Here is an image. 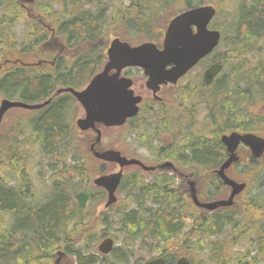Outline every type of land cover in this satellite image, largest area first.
Segmentation results:
<instances>
[{"label": "trees", "instance_id": "16d2710c", "mask_svg": "<svg viewBox=\"0 0 264 264\" xmlns=\"http://www.w3.org/2000/svg\"><path fill=\"white\" fill-rule=\"evenodd\" d=\"M196 1L135 0L132 6V19L128 18L127 23L134 31L150 30L156 26L161 12L165 11L171 15L193 5ZM21 2L22 0H0V46L4 42V46L0 48L1 62L3 59L7 62L8 58H12L11 51L16 48L18 42L11 28L25 15ZM36 2L38 12L45 17L43 21L48 23L56 34L65 37L67 51L73 54L62 56L65 61L58 62L54 71L50 73L34 70L32 67L20 69L16 68V65L6 64L0 76V95L9 99L36 102L52 96L57 85L82 86L94 74L96 66L103 61L101 49L105 43H100L99 40L105 41L104 36H106L105 9L102 8L103 6L95 11L82 8L85 3H97L98 0H36ZM251 9L253 11H245L246 13L243 12L242 15L234 18L238 20L236 26L234 23L232 26L235 31L232 37L235 46L243 39L250 40L264 33V9L259 12L257 8ZM1 29H4V41H2ZM29 32L36 36L28 39L27 51L32 52L40 41L49 35V31L40 25H31ZM258 40L260 38L254 43L251 42L245 49L240 47L237 54L230 53L229 58L225 59V68L232 59L246 56ZM83 44L92 45V48ZM99 49L100 53L97 54ZM75 50L79 53L76 54ZM248 60L244 58L237 65L245 66ZM239 71L235 66L233 67V72ZM224 88L226 89L227 86L225 85ZM244 91H247L244 95L247 102L251 91ZM253 91L255 100L257 93L262 89ZM231 95L226 101L228 104L234 96L233 93ZM69 110H71L70 102L60 95L54 97L47 107L33 112L30 117H15L14 123L7 130L2 129L0 133V264H12L16 259L22 262L23 258L27 257L29 260L26 264H40L37 262L43 260L39 259L41 255L45 256V261L41 264H54L55 253L60 249L74 257L75 264H130L137 240L141 239L142 244L150 245L148 241L152 240L151 237H156L155 235L159 236L156 237L158 243L165 242V247L160 249L153 247L152 250L162 249L161 256L167 257L168 264H174L181 255L193 259L203 254L206 251L205 239L210 234L223 232L229 226L234 228L250 226L257 216L262 223L264 222V214L260 215L264 208V203L260 204V200L264 199V196L258 193L251 194L248 188L245 191L247 204L240 219L235 217L238 209L236 207L224 213L216 211L209 217L196 213L190 215L188 212H192L195 206L189 199L181 202L182 207H185L183 215L175 212L174 206H170L167 202L159 203L157 209L150 207L148 212L142 206H140L141 211H138V208L127 210L133 200L126 206H117L114 215L110 209L99 217H85V210L77 205L74 193L82 188L80 183L83 180L88 179L90 182L91 176L88 174L87 165L92 156L85 150L83 144L80 148L78 143L80 137L71 126ZM81 140L87 142V137ZM218 145L217 141L204 140L198 144L197 150L192 153L188 150L187 155H183V160H187L192 154L200 163H213L223 151ZM35 147L41 149L44 154L59 153L62 158L58 162L62 163V172L66 173V175H58L59 182L55 190L52 194H47L43 201L32 196L36 194L30 174L33 161L32 149ZM184 149L182 147L183 152H186L187 150ZM53 160H57L56 157ZM142 173L140 170L138 173L127 174L121 187L126 189L140 182L143 178ZM262 177L263 184L264 175ZM166 180L168 178L164 175L157 176L156 185L144 187L142 194L149 196L155 189H160V185ZM216 191L214 195L217 194ZM181 196L184 197L185 194ZM104 197L103 190L92 192L91 202ZM73 206H76L74 211H72ZM73 218L77 219L79 226L70 222L68 232L65 231L67 222ZM117 219L120 226L117 230L120 233L113 234L110 232L113 228L111 224H115ZM252 226L249 231L254 230L258 224L255 225L254 222ZM102 227L104 229L100 232ZM64 233L68 235V239H58L64 237ZM106 236L115 237L121 245L116 246L110 255L103 256L96 251L95 245ZM210 244L211 242L208 245ZM225 247L226 244H223L217 249V254L213 252L208 262L216 260L215 264H221L217 263V259L227 257ZM31 252L37 253V261L28 255ZM256 257L260 258V256ZM140 259H137L135 264H140ZM260 259L264 260L262 256ZM245 264L258 263L255 262V257H251Z\"/></svg>", "mask_w": 264, "mask_h": 264}, {"label": "flooded vegetation", "instance_id": "af4514ba", "mask_svg": "<svg viewBox=\"0 0 264 264\" xmlns=\"http://www.w3.org/2000/svg\"><path fill=\"white\" fill-rule=\"evenodd\" d=\"M108 1L109 4L112 2V0ZM132 1L133 0H129V3H126L124 0H120L122 3V8L124 9L116 10L115 12L116 16L118 17L117 23L121 21L122 26L127 24L126 19L131 17L133 14ZM244 1L250 6H252L255 1L260 2V4L261 2H264V0ZM228 5H233L234 9V11L229 16L230 18L234 19L235 16L243 14V9L238 1H229ZM23 6L25 7L26 5L24 4ZM40 21L41 20L38 18L33 20L35 24L39 23ZM167 25L165 23L159 24L158 27H154L152 30L140 31L137 42L132 44V46L147 41H153L157 43L159 47H162V44L158 43L156 38H162L163 42ZM122 26H120V28L114 32V37L120 38L123 41H128L127 37L131 30H129V26H127L125 29ZM49 44L51 47H47L46 50L40 51L43 56H36L35 59L29 60L31 65L35 64L32 65L34 70L44 67L49 69L58 62L60 63L64 61L61 58V55L68 53V51H65L67 47L66 44L60 40H56L53 43L49 42ZM104 52L105 51L102 50V53ZM231 53L235 54L236 52L232 51ZM20 61L18 62V65H16V68H26L20 65ZM216 62H221L224 64L225 60L222 58L215 59L212 55H209L201 60L197 65L192 67L183 77L179 79L178 82H161L158 85V90L156 91L148 86L147 81L149 76L143 67L129 66L122 70L121 75L129 77L132 80V86L130 88L133 93L131 95V99L133 100L135 97H140L141 99L140 103L138 104L139 108L137 114L127 118L126 122L121 125L105 127L102 124H97V127H101L102 129V138L99 143L95 144V148L97 150H104L108 148L119 150L122 152V154L128 157L138 158L143 161L145 159H142L141 155L130 151V146L135 142V144L138 146V149L143 151L146 155L147 160L144 162L156 167L155 170L150 171H144L140 166L135 165L124 168L125 173L128 171L138 173L140 170L143 172L142 180L127 188V197L129 200L133 201L137 199L136 201L140 202L152 201L153 203H156L154 204L156 207H159V203L161 202H167V204L170 206H174V210L177 212L178 209L182 208L181 202L183 200H191L190 188L188 185L190 180L195 182L196 190L200 200L208 201L213 199L209 196L213 193V191L216 190V193L219 194L217 197L222 198L229 195L231 189L224 183L222 185V181L220 180L219 176L214 172L218 171L223 166L229 156L227 145L222 141V136L228 135L232 132L254 133L255 131L249 130H256L260 125H264V120L261 119L264 118L262 113L255 115L253 110L251 111V109H249L255 97V92L253 90L261 89L263 80L262 74L258 72L256 73L255 70H251L247 79L251 77L252 79L247 81L246 85L243 84L244 82H240L237 83L236 88H232L231 91L225 92V76L222 77L220 74H218L212 83L208 84L203 82L205 70L211 64ZM171 67L172 64L167 66V69H170ZM198 67L201 68V72L196 75L194 85L190 84V87L186 88L185 91L183 90L184 92L181 93L180 84L182 79L189 76L192 71ZM236 68L240 71H244L245 66L238 65ZM4 69L5 68L0 66V76ZM111 73H114V71H111ZM245 77L246 75L244 73L243 78L245 79ZM220 86L223 87L220 88ZM244 90H248V92L251 91V95L247 98V102L244 98V95L247 93V91L245 92ZM232 93L234 96L231 102L228 104L226 101L230 96H232ZM193 94H198L201 101L207 105V107H205L207 109V118L209 120V131L206 133V135L197 136L190 140V137H193V135L196 133L186 134L188 127H181L179 118L175 119L173 122L171 120V116L173 114L177 115V113H182L183 111L184 114L195 111V107H192L191 110L185 107V101H188L189 96ZM221 95L225 96L220 98ZM68 98L71 97L68 96ZM75 105L78 108L81 107V105L78 103H75ZM260 110L264 112V104L261 105ZM78 115H76V117ZM247 124L248 126L246 127ZM109 130H115L117 132V136L112 144H105V133ZM89 132L91 138L88 142V148L95 140L92 131ZM261 132L264 134V128L261 130ZM204 140L217 141L219 144L218 146L223 150L215 162L209 164L200 163L194 159L192 154L187 157V160H183V155L186 156L188 150H191L190 153L197 150V148H199L198 144ZM182 147L185 148L184 151H187L183 152ZM192 147L193 149H191ZM236 152L239 156V161L233 164L229 170H227V174L230 177L240 181L237 169L241 165L245 166V164H247L249 166H256L260 169L258 161H255V158L250 153L249 147L244 143H239ZM97 163L100 164V161L98 160ZM159 166H162V168ZM116 167V163H106L105 169L114 170ZM188 170H190V172H187ZM159 175L166 176L168 180L164 181L163 185H160V189H155V191H153L149 196L143 195V188H146L149 185L155 186V178ZM200 179L204 180L202 185L199 184ZM260 179L261 177L257 179V182H259ZM262 181L263 180H261V183ZM252 183L253 181L249 180L247 185L248 189ZM203 186L210 188L208 191V196H204L201 193ZM182 194H185L186 197H182ZM234 207L236 206L231 208ZM231 208L219 207L210 211L197 210L205 213L207 215L206 217H209L216 211L224 213L226 210ZM254 238L255 242L264 245V235L262 237L258 236V227L256 228V234ZM165 258L167 259V257ZM262 258L264 259L263 256Z\"/></svg>", "mask_w": 264, "mask_h": 264}, {"label": "water", "instance_id": "95a60500", "mask_svg": "<svg viewBox=\"0 0 264 264\" xmlns=\"http://www.w3.org/2000/svg\"><path fill=\"white\" fill-rule=\"evenodd\" d=\"M216 14V8L212 5H203L195 8H189L176 15L169 23L166 30L164 49L159 50L153 43H143L132 47L128 43H123L119 39L112 41L108 50L109 61L104 70L96 74L89 85L81 91L73 88L61 89L71 91L77 99L84 105L87 114L86 117L78 119V126L82 130L95 127L96 122H103L108 126L123 124L128 116L137 113V103L140 98L131 99V92L128 87L131 80L120 78L121 70L126 66L138 65L145 68L149 75L148 86L155 91L161 82H176L189 69L196 65L203 57L208 55L219 44L221 33L219 30L208 28V24ZM196 27V32L194 31ZM173 64L171 69H167L169 64ZM117 72L110 74L111 70ZM222 70V64L214 63L204 73V80L210 84L217 74ZM49 103V100L42 104H29L21 101H12L3 99L0 104V123L5 113L13 107H22L28 109H38ZM98 131L96 142L101 139V132ZM222 141L227 145L230 157L218 171L222 180L231 187V193L228 198L200 202L198 200L195 183L191 182L192 199L199 207L206 210H214L219 207H229L234 205L235 197L245 188V182H237L229 178L225 169L234 161L238 160L235 153L239 143L243 141L247 144L255 157H261L264 153V137L253 133L240 134L232 132L229 135H223ZM95 157L119 164L121 170L109 174H103L94 178V184L102 186L108 191V201L105 207H109L117 201L115 195L116 189L122 178V168L126 165H139L145 170L153 169L144 165L140 160L128 159L121 152L116 150L98 151L92 146ZM79 205L84 208L87 204L89 195L81 191L75 195ZM114 247L112 238L104 239L98 246L103 254H108ZM143 264H166L164 257H157L144 262ZM176 264H191L186 257H181Z\"/></svg>", "mask_w": 264, "mask_h": 264}, {"label": "rangeland", "instance_id": "374dc122", "mask_svg": "<svg viewBox=\"0 0 264 264\" xmlns=\"http://www.w3.org/2000/svg\"><path fill=\"white\" fill-rule=\"evenodd\" d=\"M124 1L126 3H129V0H124ZM134 1L135 0H133L132 3ZM206 1L213 4L215 7H217L219 9L217 16L214 18V20L212 22V28L220 29L222 31V34H223V40H222L220 46L212 54V56L214 58H216V59L222 58L225 60V59L229 58V55L231 53L230 51H234L237 53V51L240 49V47H242V49H245V47L250 45L251 42L254 43L256 39L260 38V40H258L253 45V49H251L246 54V56H239L238 58L232 59L231 62L229 63V65H226V68L224 69L221 76L226 77L225 84H226L227 88H226L225 92H229L232 90V88L233 89L236 88L237 83L244 82L243 84L246 85L247 81L252 79V77L247 79V77L250 75L251 70H255L256 73L258 72V73L262 74L263 84L261 85L262 86L261 89H263L262 90L263 94L260 96L259 99L253 101V103L251 104L249 109H251V111L253 110V113H255V115L262 113L264 116V112H262L260 110V107L264 101V33L260 34L256 38L254 37L250 40L243 39L237 43L238 47L235 46V44L232 41V37L234 36L233 32H235L234 28L232 26H233V23L236 26L238 20H237V18L233 19V18L229 17L230 14L234 11V9H233V5H228L229 1L230 2H237L238 1V3L241 4L243 12L253 11L251 8H257L258 12H259L260 10L264 9V2H261V4H260V2L255 1L253 3V5L250 6V5L246 4L244 0H222V1L221 0H206ZM142 2H144V0H142ZM106 4H109V1H107ZM95 8L96 7L93 4L91 6H84L83 7V9H91V10H95ZM117 9H119V10L124 9V8H122V3L120 2V0H112V2H110V9L108 10V18H107L106 27H105V33L107 35L106 37L108 38L109 43L114 38V32L120 28V24L116 23L115 19H114V13ZM169 17H170V15L167 14V12H165V11L161 12L159 14V18H158L159 24H164L168 20ZM239 20H240V18H239ZM26 24H28L26 21H24V20L20 21L18 23V25L15 26L14 31L17 32L19 35H22L23 32L26 30ZM128 28H129V30H131V36L128 39L135 40L136 37L138 36V32L134 31V29H132L131 27H128ZM156 41L158 43L162 44V38L157 37ZM136 42H133V43H136ZM99 51L100 50H97V54H99ZM244 58L249 59L245 63L244 71H240L238 73L233 72V67L234 66L237 67L238 66L237 64L240 63V61L243 60ZM100 68H101V65H99V66L97 65L95 68V72H97ZM200 72H201V68L198 67V68L194 69L189 76L182 79L181 84H180L181 93H183L186 88L190 87V84L194 85L195 80H196V75ZM243 72L246 75L245 79L243 78V75H244ZM245 85H244V87H245ZM224 96L225 95H221L220 98H222ZM185 102H186L185 107L187 109L191 110L192 107H195V111H193V112L191 111L188 114H184L183 113L184 111L182 113H177V115L173 114L171 116V120L174 122L175 119L179 118V120L181 122V127H188V130H186V134L196 133L195 135H193V137H190V140L193 139L194 137H197V136L206 135V133L209 131V120L207 118V109H206L207 105L201 101L200 96L198 94L190 95L189 100L185 101ZM71 109H72L73 115L76 116L79 114L77 117H81V115L84 114L81 107L78 108L76 105H74ZM16 112L26 115V113L22 112V111H16ZM12 123H14V117H13V114L11 113L6 118L5 123L3 125V129L7 130L8 127L12 125ZM263 128H264V125H260L257 130H262ZM1 130H2V127H1ZM116 136H117V132L115 130L107 131L105 133V140H104L105 144H112L114 142V140L116 139ZM130 151L133 153H138L139 155L142 156V159L147 160L145 153L138 149V146L135 144V142L133 145L130 146ZM32 154H33V157H32L33 161L31 163L30 173H31V177L33 179V182H34V185L36 188L35 189L36 194H32V196L35 199H37L36 197H38L39 199H41L43 201V200H45L47 194H52L53 191L55 190L54 188L59 182L58 175H66V173L62 172V169H61L62 163L58 162L59 159L62 158V156L59 153L48 155V154H44L41 149H38L35 147L34 149H32ZM54 157H56L57 160H53ZM258 165H259L260 169L258 167H256L257 172H254V167H252V166L251 167H245L244 165L239 166L237 170H239L240 172L241 171L249 172L248 174L250 175V180L253 181L252 185H250L249 189H248L249 192H251V194L252 193H258L260 196H264L263 195L264 183L263 184L261 183V180H263L262 176L264 175V159L262 161L258 162ZM99 168H100V165L98 163H96V162L89 163L87 166V170L89 172L88 174L90 176L91 175L93 176L94 173L99 170ZM109 170L111 171L112 169H109ZM260 177H261V179L259 180V182H257V179ZM203 183H204V180L200 179L199 184L202 185ZM80 184H81L82 188H86L90 192L91 191H93V192L99 191L98 189L91 186L88 179L83 180ZM209 189L210 188H208L207 186H203L201 193L204 196H208ZM119 196H120V201H119L118 205L126 206L130 201L127 197V192L122 190L119 193ZM105 197L101 200L96 199L94 202H90L89 207L85 210L84 216L87 218L88 217L92 218V217L96 216L103 208V203H104L103 201L105 200ZM136 200L137 199H135L134 202L130 204V206L127 210L132 209V208L133 209L138 208V211H139L140 206H142V208L145 209L146 212H148V209L152 206L155 207L154 209L158 208V207L154 206L152 201L140 202V201H136ZM243 200H244V203L242 205L237 206L238 209L236 210L235 217L237 216L238 219L242 218L244 215L243 211L245 209V205L247 204V201H246L247 197L245 196V198L240 199V201H243ZM260 201H261L260 204L264 203L263 198H261ZM73 207H72V211H74V209L76 210V206H73ZM184 210H185V207H182V208L177 210V213L183 215L182 212H184ZM262 210H263V212H261L260 215L264 214V208H262ZM111 212H112V215L115 214V207L111 210ZM146 212H144V213L147 214ZM188 213L190 215H191V213L192 214L196 213V214L206 216L205 213L198 211V210H195V209H193L192 212H188ZM259 219H260L259 216L255 217V220L252 222V225L254 222H255V225L258 224L260 233H262L264 235V222L262 223ZM76 220H75V218H73L69 222H67V225L65 226V228H66L65 231H67V228H68L70 222L73 223L75 226L76 225L79 226V223ZM84 221H85V219H84ZM111 225L113 228L110 230V232H113V234L120 233L117 230L120 227L119 223H118V219L116 220L115 224H111ZM252 225H250V226H239L237 228L229 226V227L225 228L223 232L221 231V232H218L217 234L208 235L205 239L206 251L203 254L198 255L197 257L194 258L196 263L197 264H215L216 260H214L213 262H208L210 255H212L213 252H215V254H217L218 253L217 249L220 248L226 241L235 239V242L233 244L227 246V247H230V251L227 253V257L225 258L226 260L224 258H220V259H217V263L224 264V261H226L227 263L234 264L241 257L238 261V264H245L249 261V259L251 257H255V262H257L258 264H264V260H261L258 257H256V256H263L264 257V245L259 244L257 242H250L248 237L243 236L249 231V229L251 227H253ZM103 229L104 228L102 227L99 231L102 232ZM63 236L64 237L58 238V239H64V240L68 239V235H66V233H64ZM155 236L159 238L158 235H155ZM156 237H151L152 240L150 239L148 241L151 246L149 244H142L143 240H141V239L137 240V242L135 243L136 246L134 249L133 260H132L131 264H133V261H136L139 258H141L140 259V262H141L144 259L145 260L150 259V258L156 257V256L161 254L162 249L160 251L159 250H156V251L152 250L153 247L156 249H160V248L165 247V242L162 241L161 243H158L159 240ZM210 242H211V244L208 245ZM76 245L80 246L79 243H76ZM119 245H121V243H119ZM95 249H96V245H95ZM60 251H62L63 253L60 254ZM96 251H97V249H96ZM242 252H244L243 255H242ZM28 255L31 256L34 261H37V253L36 252H31ZM39 259H41V260L43 259V260L42 261L39 260L37 263H40V264L42 262L44 263L45 256L42 257V255H41L39 257ZM28 260H29V257L23 258L22 262L20 259H16V260L12 261V264H26ZM54 264H75V260H74V257L68 255L65 251L60 249L55 253Z\"/></svg>", "mask_w": 264, "mask_h": 264}, {"label": "bare ground", "instance_id": "6f19581e", "mask_svg": "<svg viewBox=\"0 0 264 264\" xmlns=\"http://www.w3.org/2000/svg\"><path fill=\"white\" fill-rule=\"evenodd\" d=\"M1 47V46H0ZM48 104H50V100H49V103ZM75 194V193H74ZM236 208H237V206H236ZM210 211V210H209Z\"/></svg>", "mask_w": 264, "mask_h": 264}]
</instances>
